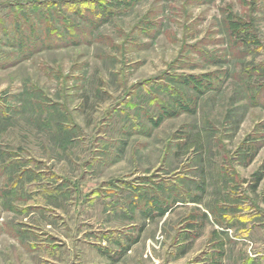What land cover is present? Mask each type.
I'll list each match as a JSON object with an SVG mask.
<instances>
[{"label":"rangeland","instance_id":"rangeland-1","mask_svg":"<svg viewBox=\"0 0 264 264\" xmlns=\"http://www.w3.org/2000/svg\"><path fill=\"white\" fill-rule=\"evenodd\" d=\"M0 264H264V0H0Z\"/></svg>","mask_w":264,"mask_h":264},{"label":"trees","instance_id":"trees-1","mask_svg":"<svg viewBox=\"0 0 264 264\" xmlns=\"http://www.w3.org/2000/svg\"><path fill=\"white\" fill-rule=\"evenodd\" d=\"M90 6H92V5H90ZM94 7H96V6L94 5ZM92 14H93L92 16H96L95 13H92ZM47 16L48 15H45L46 21L48 23H51L50 19H47ZM61 17H62V19H63L64 22H67V24L69 26H71V28L75 27V26H72V24H71L72 21L70 19H68V16H66L64 14H61ZM32 28L37 29L36 27H32ZM34 29H33V32L34 33H32L34 37L32 36L33 38H29V39H31V41L30 42L29 41H27V42L24 41L25 44L23 42L20 43V46H21L20 48L23 50V52H25V49L28 48V46H29L28 44L31 45V48L32 49H38V48H41L43 46H47V43L51 42V41H48L47 39L44 40V38H42L41 35L35 34ZM74 29L76 30L77 28L75 27ZM50 32L54 33V35L56 37L55 42L58 41V40H60V39H63L62 38V34L56 28L50 29ZM246 147H247L246 148L247 152H245V156L247 157V160H252L254 158V156H255V153H256V147H254L253 145L252 146L251 145H246ZM262 176H263V174L261 172L255 173L253 175L254 184L252 185V187L255 188L258 185V183L260 182ZM150 201H151V199H150ZM150 203L153 205V208L152 209H148V212L147 213H149L151 210H155L156 207L157 208H160V212H165L167 210V207L166 206H164L165 208L163 207V205L162 206L161 205L156 206V205L153 204V201H151ZM170 205L171 204H169L168 207ZM203 216H205V215H203Z\"/></svg>","mask_w":264,"mask_h":264}]
</instances>
